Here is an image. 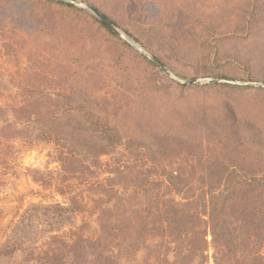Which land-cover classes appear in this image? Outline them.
<instances>
[{
	"label": "rangeland",
	"instance_id": "obj_1",
	"mask_svg": "<svg viewBox=\"0 0 264 264\" xmlns=\"http://www.w3.org/2000/svg\"><path fill=\"white\" fill-rule=\"evenodd\" d=\"M71 1L85 10L87 5L95 6L114 21L120 38L139 55L150 61L158 57L168 74L160 68L162 73L157 77L171 95L153 94L144 89L145 83L134 81L136 90L126 93L130 112L120 115L117 123L124 135L122 145L100 157L99 165L88 158L84 162L87 171L68 182L60 172L57 149L24 137L21 129H17L21 135L15 136L8 126H17L13 115H0V264H49L46 252L60 246L58 240L49 238L82 224L87 226V240L74 248L77 257L66 250L64 264H235L236 258L254 253L262 257V242L255 238L245 243L243 234L237 235V255L219 246L211 236L208 207L178 216L170 209L153 211L147 217L145 241L139 245V252L125 257L130 242H105L99 247L95 242L99 225L94 200L103 197L95 193L96 183L112 178L110 172L124 163L133 165L140 178L156 181L152 164L135 162H165L168 170L184 169L182 178L189 186L199 185L203 179L209 184L208 172L216 162L233 163L243 173L264 177V0ZM127 31L138 38V46L127 40ZM43 54L50 57L53 53ZM55 62L44 71L47 80L40 78L43 85L57 86L51 73ZM124 62L117 69L98 59L97 76L90 77L87 72V83H96L97 90L104 88L113 94L125 91L124 86L132 90L123 76L144 72L152 78L156 75V70L137 56L125 54ZM27 67L24 52L18 62L0 53V107L21 103L18 87L25 81L22 74ZM214 74L230 80L213 78ZM190 80L199 84L184 85ZM214 80L217 86H211ZM92 110L107 120L106 112L97 107ZM3 126L5 130H1ZM159 143L166 146L165 155L146 152L145 146L152 145L155 152ZM32 171L45 176L46 184L34 182ZM159 188L162 195L166 194L165 201H181L179 195L167 193L164 185ZM62 189L65 195L60 194ZM157 189L154 186L153 193ZM54 205L69 212L62 218L52 212L45 215L44 208ZM72 206L77 215L71 213ZM175 218L191 221L186 229L192 240H203L204 253L191 255L185 237L177 245L170 223Z\"/></svg>",
	"mask_w": 264,
	"mask_h": 264
},
{
	"label": "trees",
	"instance_id": "obj_2",
	"mask_svg": "<svg viewBox=\"0 0 264 264\" xmlns=\"http://www.w3.org/2000/svg\"><path fill=\"white\" fill-rule=\"evenodd\" d=\"M87 6L102 14L95 6ZM102 15L116 26L109 17ZM126 34L140 44L138 38L128 31ZM1 52L4 56L17 59V62L20 53L24 52L29 67L23 70L22 77L25 81L18 87L22 96L21 103L0 107V115H13L17 126L15 123L8 126L15 136L21 135L17 130L21 129L24 137L57 149L61 163L60 172L66 175L65 182L82 173L81 171H87L84 162L88 158L94 159V163L99 165L100 157L122 145L124 135L117 123L120 115L130 112L126 93L132 94L136 90L133 89L134 81L145 83L144 89L153 94L171 95L170 89L157 77V74L162 73L159 64L165 66L158 57L154 56L153 61H150L139 55L96 16L85 9L57 0H0ZM43 52L53 54L48 57ZM125 54L137 56L140 62L148 63L156 70L155 77L152 78L146 72L123 76L129 86L132 84V90L123 85L125 91L120 89L119 93L113 94H109L110 91L104 88L97 90L96 83H87V72L90 77L97 76L96 71L100 68L97 67L98 59L109 62V65L118 69L120 63H125ZM53 60H56L51 71L55 77L53 81L57 82L61 90L57 86L56 88L47 83L43 85L40 82V78L47 80L44 71ZM81 65L84 66L78 69ZM102 78L99 77L98 80ZM213 78L230 80L227 76L218 74H214ZM214 81L211 86L218 85V81ZM129 98L128 101L131 100ZM93 107L106 112L107 120L104 121L99 113H95ZM7 123L6 120L5 125ZM4 126L1 130H5ZM151 146H145L147 153L166 154V146L162 143H159L155 152L151 150ZM142 157L145 158L143 155ZM164 163L135 162L152 164L156 181L140 178L134 172L133 165L124 163L116 165L110 172L112 178L104 183H96L95 193L103 196L94 200V207L97 209L96 221L99 225V238L95 240L98 247L106 244L105 242H130L127 245L130 249H127L125 257H133L139 252V245L145 241L143 232L147 229V217L153 211L170 209L178 216L181 213L202 212L208 207L211 215V236L219 246H224L237 255V235L243 234L245 243L256 238L262 242L264 248V177L243 173L233 163L216 162L208 172L209 184L203 179L201 184L189 186L182 178L184 169L171 171ZM32 172L34 182L46 184L45 176L37 171ZM163 185L167 193L179 195L181 201H165L166 194L162 195L159 188ZM154 186L158 187V192L153 193ZM61 191V195L66 194L64 189ZM73 207L71 213L75 214ZM176 207H183L186 211H180ZM44 209L45 215L52 212L57 218H62L65 212H69L60 205L46 206ZM231 217L234 218L230 220ZM190 222L177 218L171 220L177 245L185 237L191 255L204 253L203 240L200 237L196 241L190 238L191 233L186 229ZM86 228L85 224L74 226L68 233L49 238L53 242L58 240L60 246L46 252L47 262L64 264L68 253L77 257V250L74 248L87 240ZM250 244L255 246L254 243ZM236 259L235 264H264V254L260 257L259 252L251 257H242V261L240 258ZM215 264L220 263L216 261Z\"/></svg>",
	"mask_w": 264,
	"mask_h": 264
},
{
	"label": "water",
	"instance_id": "obj_3",
	"mask_svg": "<svg viewBox=\"0 0 264 264\" xmlns=\"http://www.w3.org/2000/svg\"><path fill=\"white\" fill-rule=\"evenodd\" d=\"M63 3H67V4H72L74 5V2H72L71 0H57ZM86 10L89 11L91 14H93L94 16H96L102 23H104L107 27H109L113 32H115L117 35H121L120 32L116 29V27L105 18V16H103L102 14H100L99 12H97L95 9L87 6ZM127 40L134 46H138V44L130 37H127ZM160 68L166 73L168 74L167 69L159 64ZM215 82V81H212ZM193 84H199V81L197 80H190L184 83V85H193Z\"/></svg>",
	"mask_w": 264,
	"mask_h": 264
}]
</instances>
